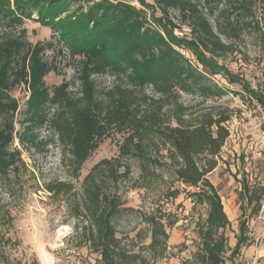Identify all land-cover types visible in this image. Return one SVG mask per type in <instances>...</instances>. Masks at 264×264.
<instances>
[{
    "label": "trees",
    "instance_id": "16d2710c",
    "mask_svg": "<svg viewBox=\"0 0 264 264\" xmlns=\"http://www.w3.org/2000/svg\"><path fill=\"white\" fill-rule=\"evenodd\" d=\"M201 2L206 13L190 0H154L162 13L155 19L122 0H0V178L23 164L20 151L12 149L15 139L24 146L35 142L39 128L54 134L74 180L105 139L114 133L124 137L119 157L101 161L84 178L73 213L77 229L99 255V264H155L166 255L167 229L176 225L151 212L142 216L149 227V245L136 252L117 238L115 221L131 209L123 207L114 187L130 177L131 160L140 167L143 183L138 187L149 188L151 179H162L157 171L165 169L185 188L167 193L169 199L185 193L194 204L208 208L205 223L199 226L196 254L182 264H226L225 231L231 221L207 177L217 169L231 135L226 126L231 116L210 109L189 118L181 97L219 100L233 93L215 82L220 75L264 105L261 94L217 61L233 54L232 40L251 25L255 4L264 0ZM140 3L148 5L145 0ZM173 11L191 25L190 38L174 33L180 26L170 18ZM27 22L50 29L54 38L32 43ZM63 58L74 66L73 81L50 89L45 78L61 72L58 60ZM102 77L112 79L110 86L101 87L97 78ZM21 87L29 94L27 127L17 137L20 102L12 93ZM48 189L62 195L74 186L62 181ZM260 191L247 198L248 205L255 203L253 215L264 187ZM247 223L240 224L233 258L250 240Z\"/></svg>",
    "mask_w": 264,
    "mask_h": 264
},
{
    "label": "rangeland",
    "instance_id": "374dc122",
    "mask_svg": "<svg viewBox=\"0 0 264 264\" xmlns=\"http://www.w3.org/2000/svg\"><path fill=\"white\" fill-rule=\"evenodd\" d=\"M122 1L145 10L150 18L162 17L154 0H145L149 6L142 5L140 0ZM190 1L197 3L203 12L208 11L201 0ZM253 11L255 17L251 25L231 42L235 48L233 54L218 57L217 61L264 97V3L255 4ZM170 18L180 28L191 27L178 11L171 12ZM25 28L27 38L32 43L54 38L50 29L36 23L27 22ZM180 28L175 29L174 33L183 38L185 36L180 33ZM183 53L193 59L190 53ZM48 54L50 58L54 56L53 52ZM58 61L61 72H53L45 78L50 89L64 81H73L74 66L66 58ZM97 80L101 87L110 86L112 82L106 77ZM214 80L233 93L219 100L205 101L183 94L181 102L189 108V118H196L210 109H222L231 116L226 124L231 135L218 157L217 169L207 178L221 192L223 207L231 220V226L225 231L229 238L226 264H247L244 259L243 262L234 261L232 251L237 244L240 224L247 222L254 213L255 203L248 205L247 198L252 192L261 193L264 186V156L259 157V152L264 154L261 125L264 105L257 99L252 100L241 85H231L220 75ZM12 95L20 102L15 121L18 137L27 127L25 107L29 94L21 87L15 89ZM36 135V141L25 146L18 138L15 139L12 149L20 151L23 164L18 171L0 178V264H99V255L85 240L82 229H77L73 213L81 200L84 178L96 164L119 157V145L124 137L114 133L105 139L84 164L80 177L74 180L70 177L68 163L64 161L62 147L51 130L39 128ZM128 163L132 166L130 177L121 179L114 187L124 202L123 207L131 209L124 211L115 221L117 238L136 252L149 245V227L142 221V216L155 212L164 221L176 223L167 229L170 239L165 257L155 264H182L191 260L201 241L198 230L200 224L205 223L208 208L194 204L185 193H181L177 199H169L167 193L185 188L177 184L165 169L157 171L162 179H151L149 188L138 187L143 183L140 167L136 161ZM62 181L72 183L74 189L62 195L49 191L50 184ZM189 191L193 193L196 189ZM250 247L252 242L249 240L241 251ZM235 259L238 260V257Z\"/></svg>",
    "mask_w": 264,
    "mask_h": 264
},
{
    "label": "built area",
    "instance_id": "2783aa9c",
    "mask_svg": "<svg viewBox=\"0 0 264 264\" xmlns=\"http://www.w3.org/2000/svg\"><path fill=\"white\" fill-rule=\"evenodd\" d=\"M191 32L190 27H182L180 29V33L183 36H188ZM263 115H264V109H263ZM263 120L261 122L262 125V141L264 145V116L262 117ZM264 156L262 152H259V157ZM264 176V175H263ZM264 181V177H263ZM264 187V186H263ZM259 209L253 217L248 219V234L250 238V242H252V247L254 248V257L251 263L247 264H257L258 260L260 259V252L262 248L264 247V196L262 197L260 203H259Z\"/></svg>",
    "mask_w": 264,
    "mask_h": 264
},
{
    "label": "crops",
    "instance_id": "0c3cea01",
    "mask_svg": "<svg viewBox=\"0 0 264 264\" xmlns=\"http://www.w3.org/2000/svg\"><path fill=\"white\" fill-rule=\"evenodd\" d=\"M212 182V181H211ZM214 185V184H213ZM215 186V185H214ZM216 187V186H215ZM219 192V191H218ZM220 193V196H221V192ZM222 198V197H221ZM226 212V210H225ZM227 214V213H226ZM229 219V218H228ZM231 221V220H229ZM254 248L253 247H250L248 249H245L243 251H241V253L237 256L238 257V260L234 258V261L236 262H240L242 261L243 259L246 260V263H251L252 260H253V257H254ZM243 260V261H244ZM242 261V262H243ZM228 263V262H226ZM257 264H264V247L262 248L261 252H260V259L258 260Z\"/></svg>",
    "mask_w": 264,
    "mask_h": 264
}]
</instances>
